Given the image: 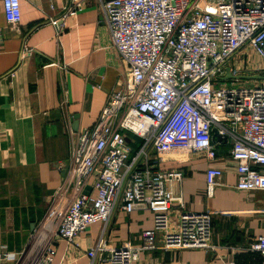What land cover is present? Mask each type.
<instances>
[{"label":"built area","instance_id":"2783aa9c","mask_svg":"<svg viewBox=\"0 0 264 264\" xmlns=\"http://www.w3.org/2000/svg\"><path fill=\"white\" fill-rule=\"evenodd\" d=\"M85 1L69 0L62 18L75 16ZM95 1L127 66L125 84L109 95L92 128L68 131L66 175L46 217L23 254L0 249V264H53L56 240L72 243L96 224L99 235L86 252L90 264H133L146 251L209 250L212 219L206 212H183L168 231L175 200L167 185L183 178L179 170L159 169L171 153H202L212 162L227 144L237 191L264 193V0ZM0 2L5 23L17 25L21 0ZM246 49L260 61L261 84L227 86L230 78L238 83L229 63ZM32 52L25 45L20 57ZM127 134L141 141L136 150ZM222 177L221 169H206L207 197ZM116 208L153 215L154 228L140 245L111 247L104 238ZM248 251L264 264V235Z\"/></svg>","mask_w":264,"mask_h":264},{"label":"crops","instance_id":"0c3cea01","mask_svg":"<svg viewBox=\"0 0 264 264\" xmlns=\"http://www.w3.org/2000/svg\"><path fill=\"white\" fill-rule=\"evenodd\" d=\"M69 0H21V20L5 23L0 2V249L23 254L61 187L68 164V131L92 128L109 95L121 90L127 66L113 49L95 0L73 17L62 18ZM31 56L20 57L23 46ZM225 69V67H224ZM132 150L141 141L127 134ZM229 145L216 160L202 153H171L159 169L181 171V182L168 183L174 202L167 215L174 230L183 212L208 213L209 250L141 252L133 264H256L249 244L264 235V193L237 191ZM221 169L222 179L206 195L205 173ZM180 198L181 202L176 201ZM154 228L149 211L128 214L114 209L104 238L111 247L138 246ZM96 224L73 239L56 240L53 264H90L87 250L96 243ZM161 244L162 234L156 235ZM94 264H107L97 261Z\"/></svg>","mask_w":264,"mask_h":264},{"label":"rangeland","instance_id":"374dc122","mask_svg":"<svg viewBox=\"0 0 264 264\" xmlns=\"http://www.w3.org/2000/svg\"><path fill=\"white\" fill-rule=\"evenodd\" d=\"M229 65V69H227L229 75L231 72H235L231 74V76L234 75L233 77L237 79L238 83H234V80L230 78V81L226 83L227 86L236 88L241 86L256 87L261 84V80L247 79L251 77L257 78V76L262 77L263 73L260 61L254 56L251 50L246 49L241 51Z\"/></svg>","mask_w":264,"mask_h":264},{"label":"water","instance_id":"95a60500","mask_svg":"<svg viewBox=\"0 0 264 264\" xmlns=\"http://www.w3.org/2000/svg\"><path fill=\"white\" fill-rule=\"evenodd\" d=\"M258 78H260L259 76L256 77H251V78H247V79H254V80H257ZM213 135H215V131H213Z\"/></svg>","mask_w":264,"mask_h":264},{"label":"trees","instance_id":"16d2710c","mask_svg":"<svg viewBox=\"0 0 264 264\" xmlns=\"http://www.w3.org/2000/svg\"><path fill=\"white\" fill-rule=\"evenodd\" d=\"M261 261H262V258H260V261L258 263H256V264H259Z\"/></svg>","mask_w":264,"mask_h":264}]
</instances>
